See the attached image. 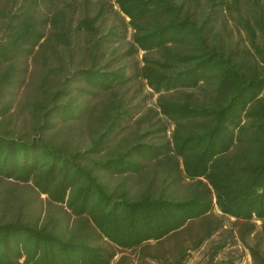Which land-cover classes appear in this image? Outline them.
I'll return each instance as SVG.
<instances>
[{"label":"trees","instance_id":"16d2710c","mask_svg":"<svg viewBox=\"0 0 264 264\" xmlns=\"http://www.w3.org/2000/svg\"><path fill=\"white\" fill-rule=\"evenodd\" d=\"M11 1L0 98L37 48L64 62L82 37L90 63L28 100L36 134L0 121V264H186L218 232L212 260L238 239L264 264V0ZM138 78L158 97L135 112Z\"/></svg>","mask_w":264,"mask_h":264},{"label":"rangeland","instance_id":"374dc122","mask_svg":"<svg viewBox=\"0 0 264 264\" xmlns=\"http://www.w3.org/2000/svg\"><path fill=\"white\" fill-rule=\"evenodd\" d=\"M12 9L13 2L11 0H0V37L4 32V28ZM117 9V6L111 10L109 8L104 16L106 18L104 25L101 26L100 30L102 31V34H104L108 33L112 26H117L116 29L120 30L119 32L121 35L111 37L113 40L119 39V37L127 34L126 39H120L115 44H111L113 47L119 46L121 47V50H125L130 45L131 29L129 28L128 32L125 31L122 15L117 13ZM79 15L80 14L78 13L77 18H79ZM89 45L90 44H87L86 40L82 37L75 39L73 42V49L65 55L64 62H61L58 56L51 53V50L46 51V48H40V50L37 48L35 54L24 62V66L27 69L22 77H19L22 81L14 87H8L5 94L1 96L0 110L3 105H6L7 109L5 113L2 112L3 114H0V121H3V124H8L9 128H13V130H16L17 132H26L29 136L36 134L37 132L33 129L34 122H32L33 120L25 107V104L28 100L32 101L36 97H39L40 86H42L45 81H47L46 86L53 89L55 85L58 84L59 77L63 78L65 73L75 71L76 68L83 64H89V59H86V48ZM143 54L144 52L140 51L137 56L127 60V63L129 64V76L135 74V66L138 61L142 59ZM46 58L48 59L46 60ZM62 66H64V70L61 69ZM79 84L82 86L86 85L84 82L74 84L70 88L72 94L77 93L76 86ZM123 91L125 92V97L129 104L134 107L133 111L135 112L138 111L141 106H144L145 108L154 106L158 97L157 94L151 95L152 90L139 78L133 79L125 88H123ZM63 100L65 101L66 98ZM168 135H170V132H168ZM67 138L71 141V146H75L76 142H80L79 144L82 145L83 149H87L90 142L87 132L80 134L71 132ZM103 175L104 178H109L112 183L118 180H115V178H120V176H110L111 174L109 173H103ZM130 181V184L135 186L132 183L135 180ZM25 196L26 195L23 197ZM45 198L46 195L41 196V201H43L44 207H46ZM41 201L39 198L31 200L26 204V207L30 208L32 211L34 205L39 208ZM213 213L224 218L226 225L224 230L226 228L230 229L234 225L235 218L223 215L217 207H215ZM45 214L46 212L43 213V215ZM222 236L221 232L216 233L200 250L191 253V257L186 264H253L249 249L238 239L234 240L235 243H230L224 249L219 250L214 260H212V255L215 253V248ZM249 242L251 244L254 243L252 237ZM112 264H115V262Z\"/></svg>","mask_w":264,"mask_h":264}]
</instances>
